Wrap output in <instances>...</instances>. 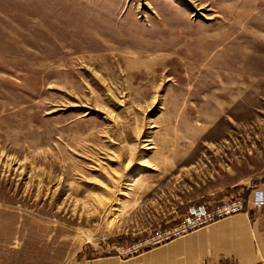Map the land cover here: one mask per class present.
Here are the masks:
<instances>
[{
    "label": "rangeland",
    "instance_id": "rangeland-1",
    "mask_svg": "<svg viewBox=\"0 0 264 264\" xmlns=\"http://www.w3.org/2000/svg\"><path fill=\"white\" fill-rule=\"evenodd\" d=\"M255 188L264 0H0V264H157Z\"/></svg>",
    "mask_w": 264,
    "mask_h": 264
},
{
    "label": "crops",
    "instance_id": "crops-1",
    "mask_svg": "<svg viewBox=\"0 0 264 264\" xmlns=\"http://www.w3.org/2000/svg\"><path fill=\"white\" fill-rule=\"evenodd\" d=\"M250 181L240 180V190L250 189ZM253 211L249 209L204 226L152 255L147 262L155 259L157 264H175L184 259L189 264H258L264 249V216Z\"/></svg>",
    "mask_w": 264,
    "mask_h": 264
},
{
    "label": "built area",
    "instance_id": "built-area-1",
    "mask_svg": "<svg viewBox=\"0 0 264 264\" xmlns=\"http://www.w3.org/2000/svg\"><path fill=\"white\" fill-rule=\"evenodd\" d=\"M247 205L256 210L263 209L264 190L255 188L247 199L241 196H233L226 201L216 203L211 208L204 205L190 206L179 225L166 232V236L168 238L176 237L201 226L228 218L243 212Z\"/></svg>",
    "mask_w": 264,
    "mask_h": 264
}]
</instances>
